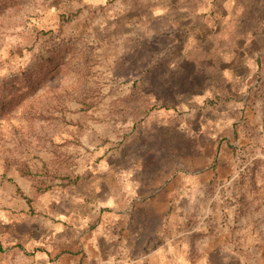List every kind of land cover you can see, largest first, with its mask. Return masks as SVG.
<instances>
[{
	"label": "rangeland",
	"instance_id": "rangeland-1",
	"mask_svg": "<svg viewBox=\"0 0 264 264\" xmlns=\"http://www.w3.org/2000/svg\"><path fill=\"white\" fill-rule=\"evenodd\" d=\"M147 1L0 0V210L15 196L84 191L103 173L111 184L121 173L152 183L175 168L198 172L228 152L234 165L215 199L181 203L195 230L190 252L196 264H264V0L211 13L235 35L248 21L249 39L233 44H250L255 66L233 134L213 139L196 131L193 113L207 74L171 69L178 54L168 56ZM174 204L167 220L182 229Z\"/></svg>",
	"mask_w": 264,
	"mask_h": 264
},
{
	"label": "crops",
	"instance_id": "crops-1",
	"mask_svg": "<svg viewBox=\"0 0 264 264\" xmlns=\"http://www.w3.org/2000/svg\"><path fill=\"white\" fill-rule=\"evenodd\" d=\"M188 3L194 8H187V0L145 4L162 25L161 38L169 39L168 56L178 54L179 61L171 69L192 64L207 74L196 94V131L212 139L222 133L233 134V110L243 106L240 99L252 85L255 66L249 60L248 43L234 47V39L244 41V36L228 33L230 20L222 16L214 21L211 13L230 4L235 7V3ZM208 100L214 101L211 115L201 110ZM167 117L163 122L172 129L169 118L173 114ZM186 124L180 130H185ZM221 156L226 161L216 166L204 163L201 171L190 173L175 168L168 177L153 175L152 183L121 173L109 184L103 173L94 176L103 183L88 187L81 181L86 191L43 194L31 202L11 197L0 210V264H186L189 256L192 260L188 263L196 264V255L190 252L195 230L185 229L186 207L181 203L215 199L216 186L234 165L228 152ZM172 203L174 218L182 217V229L179 225L170 228L167 219Z\"/></svg>",
	"mask_w": 264,
	"mask_h": 264
},
{
	"label": "trees",
	"instance_id": "trees-1",
	"mask_svg": "<svg viewBox=\"0 0 264 264\" xmlns=\"http://www.w3.org/2000/svg\"><path fill=\"white\" fill-rule=\"evenodd\" d=\"M236 4H238V5L240 4V5H242L243 8H247L248 10L252 9V6H253V3L245 2L243 4V1H241V0H237ZM242 27H243V29H242ZM242 27L240 28V30L237 32L236 35H238V36H241V35L246 36L248 34V32H247V30L249 31V29H248V27H249L248 21L247 22L245 21V23L243 24ZM235 37H237V36H235ZM249 48H251L250 44H249ZM235 90H238V89L235 87ZM4 107H5L4 104H0V109H3Z\"/></svg>",
	"mask_w": 264,
	"mask_h": 264
}]
</instances>
